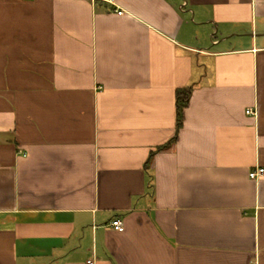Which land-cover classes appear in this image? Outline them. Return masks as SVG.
I'll list each match as a JSON object with an SVG mask.
<instances>
[{"label":"crops","instance_id":"obj_1","mask_svg":"<svg viewBox=\"0 0 264 264\" xmlns=\"http://www.w3.org/2000/svg\"><path fill=\"white\" fill-rule=\"evenodd\" d=\"M259 167L264 0H0V264H264Z\"/></svg>","mask_w":264,"mask_h":264},{"label":"built area","instance_id":"obj_2","mask_svg":"<svg viewBox=\"0 0 264 264\" xmlns=\"http://www.w3.org/2000/svg\"><path fill=\"white\" fill-rule=\"evenodd\" d=\"M101 1H107V2H111V3L114 2V0H101ZM118 12L122 13L121 10H119ZM247 113L254 114L255 110L253 108H247ZM263 174H264V167L256 168V169L250 171V173H249L250 177L253 179H257ZM111 225L116 230H122L124 228V223H123L122 219L118 218V217L114 218L112 220ZM87 264H95V261L94 260H88Z\"/></svg>","mask_w":264,"mask_h":264},{"label":"trees","instance_id":"obj_3","mask_svg":"<svg viewBox=\"0 0 264 264\" xmlns=\"http://www.w3.org/2000/svg\"><path fill=\"white\" fill-rule=\"evenodd\" d=\"M189 94H190L189 88L177 91V108H178L177 125H178V127H180L182 124L183 109H184L185 105L188 103Z\"/></svg>","mask_w":264,"mask_h":264}]
</instances>
